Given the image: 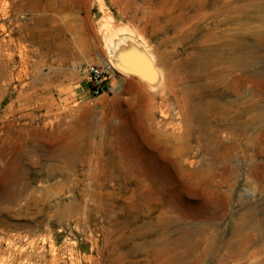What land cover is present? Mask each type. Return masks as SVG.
I'll return each instance as SVG.
<instances>
[{
    "label": "rangeland",
    "instance_id": "1",
    "mask_svg": "<svg viewBox=\"0 0 264 264\" xmlns=\"http://www.w3.org/2000/svg\"><path fill=\"white\" fill-rule=\"evenodd\" d=\"M18 4L0 0V52L3 58L11 56L9 68L0 59V71L10 75L0 78V264H148V242L160 235L151 223L171 208L181 211L176 218L186 229L206 227L209 235L218 231L219 248L236 219L246 216L242 239L248 234L252 252L238 259L218 252V264H263L264 129L248 128L237 143L238 132H218L216 165L213 154L190 142L187 169L200 170L209 179L216 167L218 194L193 185L171 157L159 153L169 137L186 135L183 119L188 114L174 105L164 107L165 114L156 112L152 125L164 137L146 138L139 87L152 95L149 87L161 90L166 82L159 76L166 71L159 63L162 55L172 65L187 51V45L173 44V31L152 33L151 25L165 17L158 7L143 0H40L38 8L28 0ZM225 19L211 16L202 26L220 35L229 28ZM84 25L89 44L82 46L76 39ZM61 40L71 49H61ZM122 54L128 61H122ZM87 63L112 65L114 93L89 94L83 72ZM259 65L264 67V61ZM261 88L247 84L242 97L250 99ZM22 95L27 98L17 101ZM218 96L234 98L230 92ZM69 144L76 155L67 154L68 160L64 152ZM124 153L130 162L156 155L160 165L170 164L171 181H165L158 196L135 190V178L118 172ZM209 215L216 225L207 226Z\"/></svg>",
    "mask_w": 264,
    "mask_h": 264
},
{
    "label": "bare ground",
    "instance_id": "2",
    "mask_svg": "<svg viewBox=\"0 0 264 264\" xmlns=\"http://www.w3.org/2000/svg\"><path fill=\"white\" fill-rule=\"evenodd\" d=\"M26 1L18 0V3L22 4ZM28 1L32 2L35 8L39 7L40 0ZM143 2L154 3L158 7V13L161 16L165 15L162 22L156 20L155 24L151 25L152 33L165 30L173 31V44L187 45V51L178 56V62L169 65L165 53L159 60L160 65L165 64L164 69L166 70L163 71L164 73L159 71L161 80L166 79L165 83L161 81V90H156L155 85L152 88L149 87L151 91H154L152 95L146 92L145 88L139 87V106L140 110L145 113L141 121L144 130L150 135H146V138L151 140L153 137L155 141H159L164 137L158 129L152 128L155 121L154 114L159 111L164 115V107L174 105L182 115L188 114L189 116H185L183 119L188 128L186 135H182L180 138L169 137L167 143L160 144L159 153L171 157L173 166L183 177L188 175L192 177L193 185L202 186V189L204 187L208 191H216L218 194V183H215L218 176L216 167L213 168L212 173H208L211 178L207 179L208 175L204 172L187 169L186 156L191 148L190 142H196L200 148L211 153V156H215L213 164L216 165L218 163V132H238L234 138V143H237L238 137L246 134L248 128L264 129V89L261 88L264 87V67H258L264 61V0H143ZM216 15L226 16L222 23L229 27L220 35L214 30L202 26L206 19ZM73 27L69 29L72 30ZM1 29L5 30V26H2ZM21 29L24 32V25L21 26ZM86 29L87 27L84 25L78 32L77 44L82 46L89 44V33ZM25 39L26 37L23 36L19 43L21 56H23L22 49H24L23 41ZM59 42L61 49H63L62 47L67 50L71 49L69 42L64 40ZM168 42V38L163 40L164 44ZM170 54L173 55L174 52H170ZM121 58L124 62L128 61L125 54H122ZM0 59L1 63L9 68L11 56L7 54L3 58L0 52ZM237 71H242V74H234ZM145 73L148 76L149 72H143L144 77ZM9 76V73L0 71V78ZM150 82L151 80L148 83ZM247 84H250L251 87H260L262 92L257 95L251 93L254 96H251L250 99L243 98L242 93H244ZM6 91L7 88L3 92L6 93ZM221 92H230L234 98L220 99L218 95ZM154 96H157L159 101H156ZM26 98V95H22V98L18 97L17 101ZM21 132L23 133L22 130ZM112 140L111 138L110 145L113 143ZM64 153L76 155L75 147L69 144ZM68 155L66 158L69 160L71 156ZM155 156H150L148 160H136L135 162L127 160L125 153L120 154L118 158L120 160L118 172L126 178L134 177L136 180L135 190H147L152 197L158 196V193L165 189V181H167L166 183L171 181L168 179L171 172L166 169L170 164L167 167L160 165L157 156ZM210 209L212 208L210 207ZM161 210L163 213V209ZM165 213V216L157 214L158 216L151 223L155 229L160 230V235L154 239L155 241L148 242L150 249L145 250L146 256L150 257L148 264H208L210 260L213 264H218V252L220 255L234 256L238 259L250 251L248 234L245 239H242L246 228V216L242 215L236 219L230 238L219 248L218 231L214 235H209L206 227H199L198 224L199 228L186 229L181 224L182 221L176 218L181 213L180 210L171 208ZM224 217V213L219 216L218 225L222 224ZM205 223L207 226L216 225V218L210 216ZM257 231L259 230L255 232L257 233Z\"/></svg>",
    "mask_w": 264,
    "mask_h": 264
},
{
    "label": "built area",
    "instance_id": "3",
    "mask_svg": "<svg viewBox=\"0 0 264 264\" xmlns=\"http://www.w3.org/2000/svg\"><path fill=\"white\" fill-rule=\"evenodd\" d=\"M112 65L100 66L93 63H87L83 66V72L87 75V86L89 94L93 97H100L114 93V87L111 84L110 73Z\"/></svg>",
    "mask_w": 264,
    "mask_h": 264
}]
</instances>
